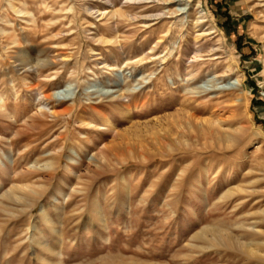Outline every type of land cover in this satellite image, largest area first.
Returning <instances> with one entry per match:
<instances>
[{"label": "rangeland", "instance_id": "rangeland-1", "mask_svg": "<svg viewBox=\"0 0 264 264\" xmlns=\"http://www.w3.org/2000/svg\"><path fill=\"white\" fill-rule=\"evenodd\" d=\"M196 1L221 43L194 27ZM9 2L0 264H264L258 0Z\"/></svg>", "mask_w": 264, "mask_h": 264}, {"label": "bare ground", "instance_id": "bare-ground-1", "mask_svg": "<svg viewBox=\"0 0 264 264\" xmlns=\"http://www.w3.org/2000/svg\"><path fill=\"white\" fill-rule=\"evenodd\" d=\"M9 1H11V0H8V4L10 5L9 6V8L10 7H12L11 6V4H10V2ZM133 1H136V0H133ZM169 1V0H168ZM171 1H176V0H171ZM186 1V4L184 5V6H182L181 7V9L180 10H182V12L184 13V12H187L189 9H191V6L192 5H190L191 4V1L192 0H185ZM197 2V4H196V7L199 9V7H200V2L199 1H196ZM176 3V2H175ZM7 4V5H8ZM253 5H258L259 7H264V0H258V2H257V4H253ZM254 7V6H253ZM196 8V9H197ZM251 8V7H250ZM8 9V8H7ZM12 9V8H11ZM15 9V8H14ZM7 11V10H6ZM17 12H21L20 10L19 11H17ZM121 12V11H120ZM255 12V14H256V20H258V21H262V23H263V21H264V15H263V19H261V18H259V14H258V12L257 11H254ZM173 13V11H171L170 12V14H172ZM191 13V12H190ZM99 14H101L98 10H96V16L97 15H99ZM103 14V13H102ZM91 15V14H90ZM121 15V14H120ZM123 15H125V14H123ZM163 14H156V15H149V16H147V15H142V16H138V17H143V18H147V17H150V19L152 20L153 19V17H155L154 19H158V18H160L161 16H162ZM196 15H197V17L195 18V21H194V27H202V26H206V28H204V30H206V31H208L209 30V32L208 33H215L216 34V32L217 31H219L215 36L217 37V39H216V41L217 42H222L223 41V36H222V32L218 29V28H216V26H213V22H212V18H211V15L209 14V13H206V12H203V11H201V9H199L197 12H196ZM127 16V15H126ZM152 17V18H151ZM128 19H130V20H134L135 18L134 17H129L128 16ZM147 20V19H146ZM1 22L4 24V25H7V26H9V27H3V26H1L0 27V34H1V37H2V39L4 40V39H6V41L8 40H10V42L12 43V45L13 46H19L21 43L19 42V40H18V38H15L16 36L14 35V28H11L10 29V27H11V22L8 20V17H7V15H6V13H5V16H2L1 17ZM193 23V22H192ZM201 35H203L204 34V31L202 32V33H200ZM5 46V45H4ZM12 47V46H11ZM7 48V47H6ZM18 59V58H17ZM17 62V60H14L13 62ZM24 61V60H23ZM23 61L22 62H20L22 65L24 64V67H23V70H25L26 72H31L35 67H40V66H44V65H46V63H47V61L46 62H44V60H39V61H37L35 64H31L30 62H25V63H23ZM126 62V61H125ZM129 62V61H128ZM19 63V64H20ZM127 63V62H126ZM12 64V63H11ZM18 63H16V64H14V66H18L19 65ZM13 65V64H12ZM20 66V65H19ZM105 66H107V65H105ZM109 68V67H108ZM114 68V67H113ZM227 69L229 70V68L227 67ZM36 70V69H35ZM38 86V85H37ZM35 87V86H34ZM40 87V86H39ZM38 93H36V96H38L37 98L38 99H40V100H42V101H44L45 102V104H43L42 106H40L39 107V109H41V110H45L46 112H49L50 113V115H54V114H56L55 113V110H53V108H51V107H49L48 105H47V100H49L50 98H52L53 97V95L52 94H49L48 92H45L44 90H38L37 91ZM66 92H67V90H65V89H60V90H57V91H55L53 94H54V97H71L72 95L69 93V94H66ZM100 92H103V91H100ZM104 92H106V93H108L109 91H104ZM128 101V100H127ZM72 102H74V101H72ZM125 104V103H124ZM6 110V108H5V106H4V99L0 96V112H1V114L0 115H4V116H8V117H11V115H8V114H5L4 112H6L5 111ZM43 113V112H42ZM41 113V114H42ZM89 124L90 125H92V123H90L89 122ZM108 124H109V122H107L106 124H104L105 125V127H107V128H109V126H108ZM96 126V125H95ZM94 126V127H95ZM106 128V129H107ZM0 163L1 164H3V162H1V159H0ZM58 163H59V161H58ZM5 167H8V168H10V166H9V159H8V164L6 163V164H3ZM34 165V164H33ZM45 166L46 167H49V164H45ZM53 170L54 169H56L55 168V166H50ZM206 229H208V228H204L203 230H200L197 234L198 235H204V231L206 230ZM230 238V237H229ZM211 239H212V241L213 242H220V243H222L221 242V236L219 237H216V236H212L211 237ZM232 246V245H231ZM255 246V245H254ZM226 248H228V249H231V250H240L239 249V247H226ZM244 249V248H243ZM246 249V248H245ZM249 251V250H248ZM253 251V250H252ZM255 251V254H253V255H256L257 254V248L254 250ZM246 253V252H245ZM249 253H251V251H249ZM251 255V254H250Z\"/></svg>", "mask_w": 264, "mask_h": 264}]
</instances>
